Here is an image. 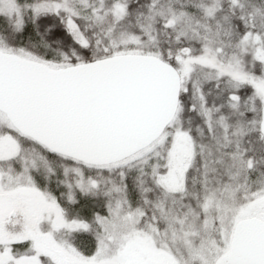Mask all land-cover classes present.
I'll use <instances>...</instances> for the list:
<instances>
[{
	"label": "snow or ice",
	"instance_id": "obj_1",
	"mask_svg": "<svg viewBox=\"0 0 264 264\" xmlns=\"http://www.w3.org/2000/svg\"><path fill=\"white\" fill-rule=\"evenodd\" d=\"M0 264H264V0H0Z\"/></svg>",
	"mask_w": 264,
	"mask_h": 264
}]
</instances>
